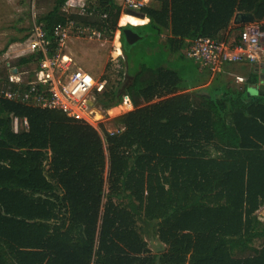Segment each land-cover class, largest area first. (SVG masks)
<instances>
[{
	"label": "trees",
	"instance_id": "16d2710c",
	"mask_svg": "<svg viewBox=\"0 0 264 264\" xmlns=\"http://www.w3.org/2000/svg\"><path fill=\"white\" fill-rule=\"evenodd\" d=\"M67 1L53 0L34 20L47 53L57 52V24L110 36L119 29L125 68L117 76L129 79L94 94L105 109L128 95L133 108L116 117V131L101 134L60 110L0 92V264H264V223L257 221L264 93H248L247 84L198 88L169 67L132 65L121 30L142 27L139 33L155 40L165 33L170 53L196 37L231 45L242 29L229 27L236 13H251L264 33V0H149L140 10L147 21L120 17L122 0H81L82 13L62 11ZM119 17L132 25L118 26ZM79 55L78 65L104 80L107 51ZM39 56L31 52L13 66L30 78L33 70L21 68ZM248 80L256 84L257 74ZM0 85L16 86L8 74ZM147 227L165 245L161 252L149 248Z\"/></svg>",
	"mask_w": 264,
	"mask_h": 264
},
{
	"label": "built area",
	"instance_id": "2783aa9c",
	"mask_svg": "<svg viewBox=\"0 0 264 264\" xmlns=\"http://www.w3.org/2000/svg\"><path fill=\"white\" fill-rule=\"evenodd\" d=\"M76 1L78 0H68L61 6V10L68 12L76 9V12L82 13L84 2L79 0L80 7L78 8ZM148 2L149 0H122V8L139 12ZM79 28L72 21L65 25L57 24L54 28L57 52L49 55L45 32L40 23L33 22L27 47L30 53H40L37 66L33 69L30 78H27L26 70L18 71L16 68L14 73L8 71V82L16 86L12 89L6 87L8 85L1 86L0 90L4 97L33 106L57 109L67 117L83 120L92 125L89 116L90 98L95 91L99 92L104 88L105 81L92 77L75 62L71 55L63 52L70 29L80 31ZM263 34L259 22H245L242 23L237 43L230 45L223 39L196 37L190 41L184 54L197 61L201 67L211 71L220 69L226 63L254 62L264 50ZM7 65H9L8 62ZM12 67L14 66H9V68ZM24 75L26 77H23ZM237 79L242 80L239 77ZM121 102L126 107L133 108L128 95H123ZM121 102L119 104H122ZM17 128L18 119L14 117V131H17Z\"/></svg>",
	"mask_w": 264,
	"mask_h": 264
},
{
	"label": "rangeland",
	"instance_id": "374dc122",
	"mask_svg": "<svg viewBox=\"0 0 264 264\" xmlns=\"http://www.w3.org/2000/svg\"><path fill=\"white\" fill-rule=\"evenodd\" d=\"M52 4L53 0H0V51H2L0 53V77H5L8 74V71L11 69L9 66H13L18 57L27 56L30 53L28 51L27 42L32 33V24L40 14L49 10ZM71 12H76V9L74 11H68V13ZM121 13L120 17L124 13L142 15L140 11L133 12L126 8H123V12ZM120 17L118 18V26H120ZM127 24L130 23L127 22L122 24V26ZM236 25L237 23H234L232 19L229 27L232 28ZM125 29H131L137 34V38L134 41L129 42L126 40L125 45L128 58L130 59L129 62L132 65L144 63L150 66H166L176 70L182 77L185 85H193L197 82V72L200 65L194 59L184 55V49L176 53H170L164 47L163 41L159 39L155 40V38L151 36L144 37L139 33L144 31V28L126 26L121 30L123 31ZM79 30L80 31L72 29L71 31L70 29L69 38L63 48V52L71 55L75 62L79 64L82 58L79 54H96L98 50H106L109 66L104 68L101 72L102 76H105V88L115 84L119 78L120 82H126V79H129L128 77L125 76L124 78L123 76H117V71L120 68H125L122 64V60H125V55L119 44L120 30L116 29L112 36L108 33L98 32L94 28L88 26H82ZM24 35H28V37L23 41H11L13 38H20ZM161 37L164 38L165 33L162 34ZM262 42L264 46V34ZM7 62L9 65H7ZM36 64L37 62L31 63L28 67L25 65L22 68L33 70ZM23 77H26V75ZM97 99L98 95L92 94L90 98V122L94 127L100 130L101 134V128L109 132L117 130L119 125L116 123V117L132 108L126 107V105L121 102L122 104L105 109L98 104ZM257 221L259 222L258 226H260L261 222L264 223V207L257 212ZM143 235L153 253H159L165 248L154 235L150 227L144 230ZM259 243L258 239L254 242L255 245Z\"/></svg>",
	"mask_w": 264,
	"mask_h": 264
},
{
	"label": "crops",
	"instance_id": "0c3cea01",
	"mask_svg": "<svg viewBox=\"0 0 264 264\" xmlns=\"http://www.w3.org/2000/svg\"><path fill=\"white\" fill-rule=\"evenodd\" d=\"M138 16L145 18V21L148 20V18L145 17L144 15H138ZM120 26L122 25L120 24ZM159 40L162 41V37H160ZM119 44L121 45V42H119ZM183 49L185 51L186 47H184ZM199 67H198L199 70L197 72L198 75L197 82L200 83L196 86L198 88L209 87L211 83L215 82L220 87L222 85L239 87L247 84L248 93L264 91V50L260 53L259 58L254 62L227 63L222 65L220 69L215 71H211V70L208 71L207 69L202 68L201 66ZM250 73L257 74L258 81L256 84L251 83L248 80ZM237 77L242 78V80L237 79ZM191 89L192 87L187 90H191ZM162 245L165 246L163 243Z\"/></svg>",
	"mask_w": 264,
	"mask_h": 264
},
{
	"label": "water",
	"instance_id": "95a60500",
	"mask_svg": "<svg viewBox=\"0 0 264 264\" xmlns=\"http://www.w3.org/2000/svg\"><path fill=\"white\" fill-rule=\"evenodd\" d=\"M253 20H254V16L251 13H247V12L236 13L234 15V18H233V22L237 23V24L245 23V22H251ZM122 32H123L126 40L129 42H132L137 38V34L131 29H125ZM9 71L14 73V72H16V68L13 67ZM261 93H264V91Z\"/></svg>",
	"mask_w": 264,
	"mask_h": 264
}]
</instances>
